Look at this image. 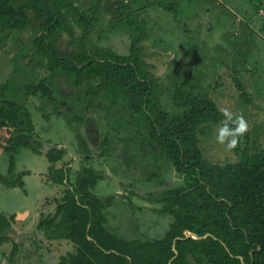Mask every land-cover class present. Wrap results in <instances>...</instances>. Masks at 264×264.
I'll use <instances>...</instances> for the list:
<instances>
[{"label": "rangeland", "instance_id": "374dc122", "mask_svg": "<svg viewBox=\"0 0 264 264\" xmlns=\"http://www.w3.org/2000/svg\"><path fill=\"white\" fill-rule=\"evenodd\" d=\"M72 2L82 11L99 13L87 39L90 53L105 51L128 57L132 48H141L144 62L161 84L164 107L172 117L183 113L172 103L178 86L203 91L233 119L243 116L250 142L242 140L233 149L227 148V141L220 144L216 140L223 124L200 130V148L206 160L226 166L264 152V0ZM171 5L177 13L164 8ZM65 10L58 48L78 55L84 44V24L77 20L75 9ZM35 25L0 38V102L9 99L29 109L43 140V153L51 144L69 150L63 163H71L72 181L73 174L85 167L103 177L94 193L101 199H113L106 220L115 234L128 240L162 238L173 219L160 211L163 200L167 191L182 184V176L167 160L158 158L152 145L132 138V117L126 108L108 110L109 104L98 97L102 105L96 109L89 105L88 86L75 92L72 82L50 77L32 44ZM46 78L52 83L55 103L26 93V86ZM235 80L242 83L244 91L237 88ZM243 93L246 99L241 97ZM96 131L99 140L94 143ZM15 168L31 175L21 178L23 188L8 189L0 183V213L9 216L21 210L17 213L22 216L23 210H30L33 218L23 222L26 216L19 215L22 223L15 222L11 241L1 246L0 264H57L61 256L74 252V246L65 240L46 242L37 225L42 215L55 212L63 188L48 181L45 155L20 149ZM9 169L10 156L2 154L0 173L15 182L19 177L15 171L10 175Z\"/></svg>", "mask_w": 264, "mask_h": 264}, {"label": "trees", "instance_id": "16d2710c", "mask_svg": "<svg viewBox=\"0 0 264 264\" xmlns=\"http://www.w3.org/2000/svg\"><path fill=\"white\" fill-rule=\"evenodd\" d=\"M164 8L177 13L172 5ZM65 9H75L77 20L84 24V44L78 55L58 48L67 18ZM98 20L97 10L82 11L72 0H0V38L36 24L32 44L50 77L72 82L75 92L88 86L89 105L96 109L102 105L100 97L109 104L108 110L126 108L132 117V138L152 145L158 158L167 160L182 176V184L164 197L160 211L173 219L162 238L141 241L119 236L106 226L105 212L113 199H101L94 193L103 177L84 168L73 174L72 181L71 163H63L69 150L51 144L43 153L29 109L4 99L0 102V156H10L8 173L15 170L19 150L30 149L45 155L50 165L48 181L63 188L55 212L42 215L37 227L45 240H65L74 246V252L61 256L57 264H264V152L226 166L206 160L199 132L209 125L234 127L224 112L203 91L178 86L172 103L183 113L172 117L164 107L161 84L144 62L141 48H132L128 57L89 52L87 39ZM235 83L240 91L245 90L242 83ZM25 89L30 96L56 101L48 78ZM241 97L246 99L244 93ZM120 113L117 110L115 114ZM95 136L93 142L97 143L98 131ZM250 138L247 130L238 143H249ZM29 174L22 172L11 182L0 173V183L23 188L21 178ZM14 221L15 216L0 214V250L11 241ZM188 233L210 236L186 239Z\"/></svg>", "mask_w": 264, "mask_h": 264}, {"label": "clouds", "instance_id": "9594fccd", "mask_svg": "<svg viewBox=\"0 0 264 264\" xmlns=\"http://www.w3.org/2000/svg\"><path fill=\"white\" fill-rule=\"evenodd\" d=\"M224 115L234 127L230 128L228 124H225L223 127L219 128L216 140L220 144H224L227 141V148L233 149L236 147L239 137L247 131L248 125L243 116H237L233 119V116L227 109L224 110Z\"/></svg>", "mask_w": 264, "mask_h": 264}, {"label": "crops", "instance_id": "0c3cea01", "mask_svg": "<svg viewBox=\"0 0 264 264\" xmlns=\"http://www.w3.org/2000/svg\"><path fill=\"white\" fill-rule=\"evenodd\" d=\"M89 143H91V142L89 141ZM49 166H50V165H49ZM85 169H86V167H85ZM14 171H15L14 174L16 175V173H17V175L19 176L20 173L25 172V171H27V170H25V171H24V170H21L20 172H17V171H16V168H15ZM71 171L73 172V170H71ZM28 172H29V171H28ZM79 172H81V170H80ZM79 172H78V173H79ZM47 173H48V172H47ZM29 175H31V172H30ZM70 176H71V175H70ZM47 182H48V181H47ZM51 184H52V183H51ZM52 185H53L54 187L58 188V186H56V185H54V184H52ZM4 186H5V185H4ZM5 187H6V186H5ZM6 188L9 189L10 187L7 186ZM10 189H17V188H10ZM24 189H25V188H24ZM95 189H96V188H95ZM98 197H99V196H98ZM112 206H113V205H112ZM111 208H112V207H111ZM111 208H110V209H111ZM110 209H108V210H110ZM161 209H162V208H161ZM108 210H107V211H108ZM20 211H21V210H17V211H15L14 213H12V214L9 215V216H6V215H4V214H2V213H0V214L6 216V217H8V218H10L11 216H15V221L12 223V225H13V226H12V229H13V228L15 227V222L17 221L18 224H19L20 221H21V219H22V218L20 219V216H21L20 213H17V212H20ZM107 211L105 212V216H106ZM22 212H23V215H22L21 217H25V216H26V217L24 218L23 222L27 221L29 218H33V217H32V214H33V213H31L30 210H23ZM42 213H43V211H41V214H42ZM16 214H18V215L16 216ZM19 215H20V216H19ZM167 216H168V215H167ZM169 216H170V215H169ZM41 217H42V216H41ZM21 223H22V222H21ZM21 223H20V224H21ZM16 225H17V224H16ZM106 226L108 227L107 223H106ZM37 227H38V225H37ZM21 228L23 229L24 227H21ZM12 229H11V231H12ZM109 230H111V229L109 228ZM111 231H112V230H111ZM112 232H113V231H112ZM113 233H114V232H113ZM19 234H20V232H19ZM9 236L11 237V232H10ZM46 242H48V241H46Z\"/></svg>", "mask_w": 264, "mask_h": 264}, {"label": "water", "instance_id": "95a60500", "mask_svg": "<svg viewBox=\"0 0 264 264\" xmlns=\"http://www.w3.org/2000/svg\"><path fill=\"white\" fill-rule=\"evenodd\" d=\"M210 235H206V236H204V237H198V236H196L195 234H193V233H188V235L186 236V239H188V238H193V239H196V240H202V239H206V238H208Z\"/></svg>", "mask_w": 264, "mask_h": 264}]
</instances>
